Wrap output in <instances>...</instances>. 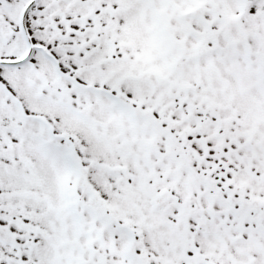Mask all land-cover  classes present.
Here are the masks:
<instances>
[{
    "label": "snow or ice",
    "instance_id": "obj_1",
    "mask_svg": "<svg viewBox=\"0 0 264 264\" xmlns=\"http://www.w3.org/2000/svg\"><path fill=\"white\" fill-rule=\"evenodd\" d=\"M0 264H264V0H0Z\"/></svg>",
    "mask_w": 264,
    "mask_h": 264
}]
</instances>
